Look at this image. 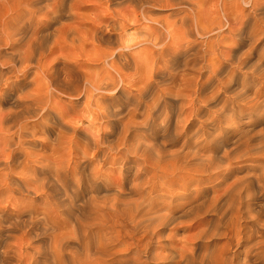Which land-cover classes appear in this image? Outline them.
<instances>
[{
  "label": "bare ground",
  "instance_id": "bare-ground-1",
  "mask_svg": "<svg viewBox=\"0 0 264 264\" xmlns=\"http://www.w3.org/2000/svg\"><path fill=\"white\" fill-rule=\"evenodd\" d=\"M209 1L139 0V42L113 0H0V264H264V0Z\"/></svg>",
  "mask_w": 264,
  "mask_h": 264
},
{
  "label": "rangeland",
  "instance_id": "rangeland-1",
  "mask_svg": "<svg viewBox=\"0 0 264 264\" xmlns=\"http://www.w3.org/2000/svg\"><path fill=\"white\" fill-rule=\"evenodd\" d=\"M8 1V3H16V0H7ZM13 1H15V2H13ZM66 2V4H64L66 7H68V8H65L66 9V12H64V14H63V16L59 19L60 21H61V23H63V24H67V23H71V21L73 20V19H70V18H68V16L67 15H70V13H68V12H71V14L73 15V17H75L74 18V20L76 19V18H80L81 20H83V21H85V27L86 28H89V25H91L92 23H93V20L95 19V18H101V19H103L104 20V18H105V16H106V14L108 13V12H106L105 11V5H104V3H105V0H65ZM102 1V2H101ZM114 2H116V3H118L119 4V9L121 10V12H122V14L124 15V17H125V23L127 24L126 25V27H125V29L123 30L124 32H125V38L126 39H129V41H139V42H141L142 40H144V39H146L147 38V33L146 32H143L144 30H142V29H140V28H142V23L144 22H142V21H140V23H141V26H139L138 28H139V31L137 30V28H133V29H131L132 28V26L134 25V24H132L131 22L133 21V19L132 18H134L135 17V14L136 15H138L139 16V18H140V14H141V12H140V10H139V8H135V13H134V11H133V8H132V6L133 5H135V4H139V0H113ZM203 1H205L204 2V5H202V7H200V10H201V8H202V10L201 11H204V12H207V10H208V7H209V3L207 2L208 0H203ZM212 1L213 0H211V2H210V4H212ZM50 2V5L51 6H49L50 8H52V2L51 1H49ZM214 2V1H213ZM42 4H43V2H42ZM44 5V4H43ZM48 7V8H49ZM210 7H212V8H209L210 9V11H214L215 12V10H216V12H217V7L216 6H212V5H210ZM49 8V10L51 11L52 9H50ZM48 10V9H47ZM70 10V11H69ZM206 10V11H205ZM209 11V10H208ZM104 12V13H103ZM211 12V13H212ZM216 12H215V15H216ZM171 13V11H170V9L168 8V9H166V8H160V7H157V8H154V11L150 14V16H152L153 18H155V19H157L156 17H158V19L159 18H161V19H164L167 15H169ZM38 14H39V16L40 17H42V14H43V12L42 13H37V15H36V17H38V18H40L39 16H38ZM217 16V15H216ZM163 17V18H162ZM219 16H217V18H218ZM202 18H204L203 16H202ZM132 19V20H131ZM167 20H169V21H171L172 20V17H167L166 18ZM74 20H73V22L71 23V25L73 26L74 24H76L75 22H74ZM60 21H58L56 24L57 25H59V23H60ZM204 21H207V20H204ZM60 23V24H61ZM205 22H203V24H204ZM62 24V25H63ZM143 24H145V22L143 23ZM207 24H208V21H207ZM206 24V25H207ZM84 25H81V26H83L84 27ZM80 26V27H81ZM81 29H84V28H81ZM169 29H171V28H169ZM130 33V34H129ZM67 41V42H66ZM65 42H61V45L59 46V47H57V48H55L54 50L56 51V53H60V52H63V53H65V54H72V55H76L77 53H79V51H81L82 50V48H80L81 46H79L78 44H75V46H72V45H70L69 44V41H68V39L66 40ZM68 44V45H67ZM63 45V46H62ZM132 48H131V50H130V52L129 53H134V52H137L136 50H138L139 49V47H137L136 45H133V46H131ZM72 48V49H71ZM89 48V46L88 45H86L85 46V50H87ZM6 51H9L8 49L6 50ZM82 53L83 54H85V52H83L82 51ZM86 63H87V65H90V68H91V71H93V72H95V71H97L100 67H101V65L103 64L101 61H93V60H88V61H86ZM263 66H264V62H263ZM0 69H3L4 71L3 72H6L7 71V69L6 68H3V66H1V64H0ZM6 69V70H5ZM227 69V68H226ZM226 69H223V71H224V73H226L225 71H226ZM131 70H129V72H130ZM223 73V74H224ZM246 74V73H245ZM180 75H178V76H176V81H175V87H180V88H182L181 87V81H180ZM263 80H255V81H253L252 83H251V85H250V87H248V90H247V93L248 94H252V89L253 88H256V87H260L261 85H262V83L264 82H262ZM169 83H171V82H169ZM172 85V84H171ZM237 90V89H236ZM214 91L216 92V89L215 88H211L210 86H208V89H206V91H205V93L206 94H209V95H213V93H214ZM189 92V91H188ZM186 93V94H188L189 95V93ZM213 92V93H212ZM264 95V94H263ZM252 104V102L251 103H249V104H247V105H245V106H242L243 108H242V110L241 111H243V113H241V112H239L238 114H237V121H238V123H242V122H245L243 125L245 126V127H242V129H247V130H253V131H259V129L261 130V128H264V122H251V123H249V121H250V118H251V120H252V116H249V115H252V113H251V109H250V107H249V105H251ZM7 106H5L4 104H3V108H6ZM236 109V108H235ZM236 111H237V109H236ZM230 113H232V111H229ZM234 112V111H233ZM230 113H228V114H230ZM248 116V117H247ZM135 119H141V116H136L135 117ZM249 119V121H248V123L246 122L247 120ZM241 120V121H240ZM82 125H84L85 126V124L83 123ZM251 125V126H250ZM247 126V127H246ZM250 126V127H249ZM255 129V130H254ZM175 147H177V146H171V149H174ZM244 164H246L247 163V161H244L243 162ZM130 174L132 175V172H130ZM116 175L117 174H115L114 176L116 177ZM131 175H129V177L127 178V180H129V178L131 177ZM238 175H240V174H238ZM208 184H210V183H208ZM208 184H206V185H208ZM126 186H128L127 184L124 186V188L126 189L127 187ZM208 195H210V194H212L211 193V191L210 192H208L207 193ZM167 201L168 200H165L164 201V203H167ZM188 231H189V229H186V228H183V229H180V230H178L177 231V238H176V240L178 241V236H180L181 237V234H183V235H186L187 233H188ZM180 237H179V239H180ZM218 238L214 241V243H218V245H221V244H223V243H225V240H226V237H224V236H217ZM222 237V238H221Z\"/></svg>",
  "mask_w": 264,
  "mask_h": 264
}]
</instances>
